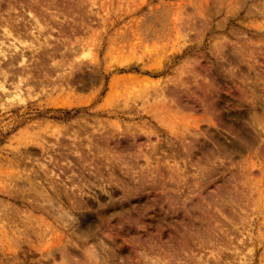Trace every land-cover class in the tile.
<instances>
[{"label": "rangeland", "instance_id": "rangeland-1", "mask_svg": "<svg viewBox=\"0 0 264 264\" xmlns=\"http://www.w3.org/2000/svg\"><path fill=\"white\" fill-rule=\"evenodd\" d=\"M31 1L0 0V264H264V0Z\"/></svg>", "mask_w": 264, "mask_h": 264}, {"label": "bare ground", "instance_id": "bare-ground-1", "mask_svg": "<svg viewBox=\"0 0 264 264\" xmlns=\"http://www.w3.org/2000/svg\"><path fill=\"white\" fill-rule=\"evenodd\" d=\"M15 1H16V0H15ZM30 1H31V0H30ZM31 2H32V1H31ZM33 2H34V1H33ZM35 2H36V0H35ZM59 4H60V3H59ZM54 5H55V4H54ZM56 5H58V4H56ZM37 6H38V5H37ZM38 8H39V7H38ZM45 10H46V9H45ZM45 10H44V11H45ZM47 10H48V9H47ZM32 13H33V12H32ZM33 14H34V13H33ZM35 15H36V14H34L33 17H35ZM50 15H51V14H50ZM65 16H66V15H65ZM40 20H41V19H38L37 16H36V22L38 21V23H40ZM42 20H43V19H42ZM8 21H9V20H8ZM34 21H35V20H34ZM5 24H6V23H5ZM32 24H33V23H32ZM36 24H37V23H36ZM33 25H35V24H33ZM6 26H7V25H6ZM10 26H11V25H9V28H10ZM14 26H15V25H14ZM37 26H38V25H37ZM42 26H43V25H42ZM3 27H4V26H3ZM25 27H26V26H25ZM16 28H17V27H15V29H16ZM29 28H30V27H29ZM32 28H33V27H32ZM37 29H38V27H37ZM43 29H45V28H43ZM11 30H12V28H11ZM13 30H14V29H13ZM13 30H12V31H13ZM38 30H39V29H38ZM4 31H5V30H4ZM29 31H30V30H29ZM13 32H14V31H13ZM4 33H5V32H4ZM29 33H30V32H29ZM6 34H8L7 31H6ZM15 34H16V33L13 34V37H15ZM17 34H19V33H17ZM19 35H20V34H19ZM11 36H12V35H11ZM11 36H10V37H11ZM20 36H21V35H20ZM20 36H19V41H21V40H20V39H21ZM16 38H17V37H16ZM17 39H18V38H17ZM17 39H15V40H17ZM19 41H18V42H19ZM4 42H5V41H4ZM15 42H16V41H15ZM22 43H23V42H22ZM26 43H27V42H26ZM14 45H15V44H14ZM21 45H22V44H21ZM27 45H28V44H27ZM0 46H1V44H0ZM2 46H3V45H2ZM2 46H1V47H2ZM5 46H6V45H5ZM11 46H13V44H12ZM15 46H16V45H15ZM15 46H14V47H15ZM1 47H0V48H1ZM7 48H8V47H7ZM12 48H13V47H12ZM16 48L18 49V47H15V49H16ZM5 49H6V47H5ZM19 50H20V47H19ZM20 51H21V50H20ZM2 52H4V51H2ZM7 52H8V51H7ZM7 52H6V53H7ZM16 52H18V51L16 50ZM4 54H5V53H4ZM11 54H12V53H11ZM14 54H15V53H14ZM14 54H13V56H14ZM19 54L21 55V52H20ZM9 55H10V54H9ZM5 56H6V55H5ZM5 56H4V57H5ZM7 56H8V55H7ZM7 56H6V57H7ZM2 57H3V56H2ZM8 57H9V56H8ZM8 59H9V58H8ZM22 60H23V59H22ZM22 62H23V61H22ZM0 67H1V66H0ZM7 70H8V69H7ZM0 71H1V70H0ZM2 73H3V72H2ZM1 82H2V81H1ZM3 89H4V88H3ZM6 91H7V90H6ZM35 193H36V192H35ZM45 195H46V194H45ZM43 198H44V197H43ZM75 206H76V205H75ZM155 245H156V244H155ZM61 251H62V250H61ZM87 253H88V252H87ZM155 253H156V252H155ZM170 254H171V253H170ZM165 256H166V255H165ZM167 256H168V255H167ZM158 257H159V256H158ZM169 258H171V257H169ZM155 261H157V260H155ZM155 261H154V262H155ZM152 262H153V261H152ZM152 262H151V263H152ZM78 264H79V263H78Z\"/></svg>", "mask_w": 264, "mask_h": 264}]
</instances>
